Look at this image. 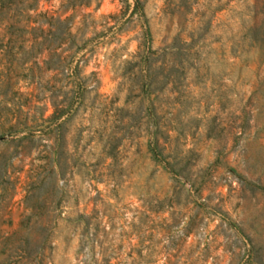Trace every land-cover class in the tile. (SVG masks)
I'll return each mask as SVG.
<instances>
[{"label":"rangeland","instance_id":"obj_1","mask_svg":"<svg viewBox=\"0 0 264 264\" xmlns=\"http://www.w3.org/2000/svg\"><path fill=\"white\" fill-rule=\"evenodd\" d=\"M15 26L0 264H264V0H0Z\"/></svg>","mask_w":264,"mask_h":264},{"label":"trees","instance_id":"obj_2","mask_svg":"<svg viewBox=\"0 0 264 264\" xmlns=\"http://www.w3.org/2000/svg\"><path fill=\"white\" fill-rule=\"evenodd\" d=\"M41 13L42 12L38 11L35 14H41ZM49 20L52 24H54V26L56 27L59 26L60 20L58 19V17H52V18L50 17ZM14 28L15 29H13V31L9 32L7 35L6 42L9 43V46L6 52L1 51L2 41L0 37V56L3 57V58L1 57L0 60L8 59L7 60L8 65H10L9 73L12 70H14V67L12 66V60L17 59V55L19 54L21 50H23L22 47L24 46V44L27 43L28 45L26 49L27 52H30L32 48H35V49L38 48L40 44V42L36 40V35L33 32L34 29L37 27L30 26L29 29L27 30L24 27L18 28L17 30L21 31V33L16 31V26ZM22 30L25 31V33H28L29 35L24 37L22 35ZM5 55H6V58H4ZM32 60H35V59H32ZM32 63L34 64V66H37L36 61H33ZM26 68L30 70L31 66L29 65ZM6 70H8V66L4 62H0V87L3 86L2 90H0V94H2V96L6 100H8L11 104L9 106L6 104L0 105V139L2 138L4 134L16 133L20 125H23V127H28V128H25L26 135H23V137H27L28 135L29 137L32 138L36 130H34L33 128L29 129L30 126L25 125L28 118L34 119L32 114L30 116H27V112L30 108H29V103L25 100L26 95H24L23 98L20 99L22 93L18 90V87L16 85V80L14 79L9 80V76L8 74H6ZM8 89L11 90V96L7 95L5 97V93L7 92ZM30 93L31 92H27L26 94L28 95ZM22 106L26 107L25 110L21 108ZM69 106H70V101H67L64 106H57V104L52 103V111L46 118L51 120V122H56L58 118L65 111H68L67 109L69 108ZM3 109L7 111L3 113L2 112ZM33 123H34L33 124L34 127L38 126L36 124V120ZM41 129L42 128H37V130H41ZM45 165L48 166L49 174L52 173V168H50L52 164H50V162H48L47 160ZM8 166L9 165L6 163L4 157L2 156V154H0V176L2 175L4 176L5 174H7ZM42 170H45V168H42ZM39 173H40V170H38V168H35L33 165H30L26 169V174H25L26 177L32 179L30 180V182H28L29 187L36 188L43 181V176L41 178H37ZM33 179L36 180L34 185H33ZM4 264H7V257L4 258Z\"/></svg>","mask_w":264,"mask_h":264}]
</instances>
